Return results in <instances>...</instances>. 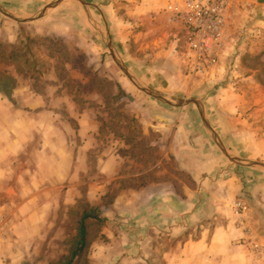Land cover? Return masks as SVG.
Segmentation results:
<instances>
[{
	"label": "crops",
	"instance_id": "0c3cea01",
	"mask_svg": "<svg viewBox=\"0 0 264 264\" xmlns=\"http://www.w3.org/2000/svg\"><path fill=\"white\" fill-rule=\"evenodd\" d=\"M172 1L137 0L136 11L169 25ZM83 76L73 75L75 90L51 75L44 92L30 88L25 96L17 86L11 99L0 93V264L31 263L36 238L63 212L65 196L72 208L84 193L100 200L81 215L95 210L88 225L106 221L109 241L93 248L107 263L257 264L252 242L264 245V171L232 166L204 132L191 135L170 112L124 103L130 90L120 80L115 100L125 109L109 112L107 91ZM133 125L143 132L133 135ZM144 150L155 152L150 163ZM237 199L248 204L246 226L235 215Z\"/></svg>",
	"mask_w": 264,
	"mask_h": 264
},
{
	"label": "rangeland",
	"instance_id": "374dc122",
	"mask_svg": "<svg viewBox=\"0 0 264 264\" xmlns=\"http://www.w3.org/2000/svg\"><path fill=\"white\" fill-rule=\"evenodd\" d=\"M52 1L0 0V4L12 13L26 17L37 15ZM86 1L89 3L88 12L79 0H63L43 17L26 23L17 22L0 12V51L4 55L1 67L6 70L0 77V93H7L11 99L15 93L13 90L20 88L17 86L25 88V96L30 88L44 92L51 75L65 80L75 90L73 75H84L86 80L94 81V87L107 91L111 102L109 112L118 115L125 109L122 98L119 102L115 100L116 96L123 95L121 89L117 93V81H121L120 84L130 90L124 94V103L136 100V108L148 114L172 113L175 118L183 120L191 135L199 130L204 132L220 156L233 166L235 163L207 131L195 103L173 106L147 94L129 79L116 63L100 32V29L106 32L108 28L125 64L143 75L148 85L173 102L199 98L207 118L232 155L264 162V0H233L230 3L225 12L226 41L219 64L212 73L196 77L187 74L182 41L178 39L175 26L146 13L138 14L137 0ZM28 36L34 39L31 45L39 58L41 76L33 74L28 65H17L12 59L18 48L24 53L22 61L29 55L24 47ZM53 67L55 71L51 70ZM3 86L13 87L4 92L1 90ZM4 103H0V110H5ZM20 105L21 100L17 101L16 108ZM180 119L176 125L181 123ZM142 132L143 129L138 130L137 126L132 128L135 136ZM173 132L169 131V135ZM148 137L157 135L152 132ZM142 140L143 137L141 144ZM140 154L150 163L155 152L144 150ZM253 167L264 171L263 167ZM65 199L62 201L63 212L57 218L50 216L51 222L55 223L49 222L51 227L44 228L36 238L38 253L27 264H57L68 255L83 209L100 201H92L84 193L72 201V208H68L67 195ZM89 222L88 247L74 264H113L98 258L99 249L93 248L97 243L109 241L102 228L106 221L102 224ZM93 222L96 221L93 219ZM144 251L149 252V249Z\"/></svg>",
	"mask_w": 264,
	"mask_h": 264
},
{
	"label": "built area",
	"instance_id": "2783aa9c",
	"mask_svg": "<svg viewBox=\"0 0 264 264\" xmlns=\"http://www.w3.org/2000/svg\"><path fill=\"white\" fill-rule=\"evenodd\" d=\"M232 1L173 0L167 5L168 21L175 26L178 39L182 41V55L188 76L208 75L219 64L226 41L225 12ZM234 206L239 223L246 226L244 218L247 216L248 204L237 199ZM252 247L257 264H264V245L255 240Z\"/></svg>",
	"mask_w": 264,
	"mask_h": 264
},
{
	"label": "water",
	"instance_id": "95a60500",
	"mask_svg": "<svg viewBox=\"0 0 264 264\" xmlns=\"http://www.w3.org/2000/svg\"><path fill=\"white\" fill-rule=\"evenodd\" d=\"M63 0H53L52 2L46 4L39 12L37 15L34 16H18L15 13L10 12L9 10H7L3 5L0 4V12L6 16H8L9 18L17 21V22H22V23H26V22H31L34 21L36 19H39L41 17H43L45 14H47V12L49 11V9L54 8L56 6H58ZM82 5L85 7L86 12H88L87 8L89 6V3L86 0H79ZM91 18V17H90ZM106 32H103V30L100 29V32L102 34V36L105 39V42L107 44V46L110 48L112 55L116 61V63L118 64V66L121 68V70L129 77V79L131 81H133L135 84H137L139 86V88L141 90H143L144 92H146L147 94L157 98L158 100H161L163 102H166L168 104H171L173 106H183L189 103H195L196 106L198 107L199 113L201 115V118L204 122V125L207 129V131L209 132V134L212 136V138L217 142V144L219 145V147L221 148V150L223 151V153L235 164H240V165H247V166H260L264 168V162L262 161H258V160H251V159H247V158H243V157H238V156H234L232 155L228 148L226 147V145L224 144L222 138L220 137V135L218 134V132L215 130V128L213 127V125L211 124V122L209 121V119L207 118V115L205 113V109L203 106V103L201 102V100L197 97H192L189 99H186L185 101L182 102H173L171 100H169L168 98H166L163 94H161L160 92H158L156 89H154L152 86L148 85L147 83H145L143 80H141L124 62L123 58L121 57L120 53L118 52V50L116 49L113 41H112V37L110 35L109 29H106Z\"/></svg>",
	"mask_w": 264,
	"mask_h": 264
},
{
	"label": "trees",
	"instance_id": "16d2710c",
	"mask_svg": "<svg viewBox=\"0 0 264 264\" xmlns=\"http://www.w3.org/2000/svg\"><path fill=\"white\" fill-rule=\"evenodd\" d=\"M21 25H23L24 27V24H21ZM33 40L34 39L31 38L30 36L26 38V43L24 47H25V51H27L29 55L26 58H24L23 61L21 60V57L24 54L21 51L22 48L21 50L20 48L16 49V52L12 54V59L15 60L17 65H21V63L25 64L26 66L28 65L33 74L39 73V75L41 76L42 71L40 70V66H39L40 64L39 58L33 52V46L31 45ZM3 58H4V55L0 51V77L6 72V70H3V68L1 67V63H4ZM13 79H15L14 76H13ZM12 87L3 86L1 90L4 92H8L10 88ZM91 216H94V217L97 216V212H95L94 210V214H92L91 211H85L83 213L78 223L77 235H75L74 240L71 243L68 255H66L63 259H60L57 262V264H74L76 260L80 256H82L83 253L86 251L88 244H89V241H88V226L89 225L86 222V220L88 219V217H91Z\"/></svg>",
	"mask_w": 264,
	"mask_h": 264
}]
</instances>
